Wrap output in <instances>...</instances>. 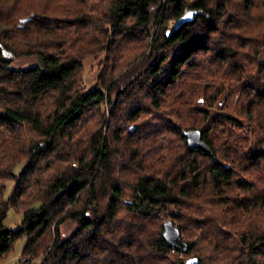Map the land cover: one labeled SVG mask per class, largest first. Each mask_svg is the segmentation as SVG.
<instances>
[{
    "label": "trees",
    "instance_id": "obj_1",
    "mask_svg": "<svg viewBox=\"0 0 264 264\" xmlns=\"http://www.w3.org/2000/svg\"><path fill=\"white\" fill-rule=\"evenodd\" d=\"M263 54L264 0H0V264H264Z\"/></svg>",
    "mask_w": 264,
    "mask_h": 264
},
{
    "label": "rangeland",
    "instance_id": "obj_2",
    "mask_svg": "<svg viewBox=\"0 0 264 264\" xmlns=\"http://www.w3.org/2000/svg\"><path fill=\"white\" fill-rule=\"evenodd\" d=\"M103 57V55H100L98 58H89L83 61L84 88L86 91H89L96 85L98 75L100 73L99 63L103 59ZM260 60L264 61V54L260 57ZM12 61V66L15 68H27L40 64V61L37 57L15 58ZM200 102L203 103L204 100H200ZM21 167L22 165L17 168V173L20 171ZM14 188L15 183L8 184L6 198L10 197L13 194ZM22 219V214L16 213L13 209H10L4 223L8 228L16 230L21 225ZM75 229L76 224L73 221H66L61 226L62 238H68ZM25 245L26 240L20 241L4 264H17L21 260Z\"/></svg>",
    "mask_w": 264,
    "mask_h": 264
},
{
    "label": "water",
    "instance_id": "obj_3",
    "mask_svg": "<svg viewBox=\"0 0 264 264\" xmlns=\"http://www.w3.org/2000/svg\"><path fill=\"white\" fill-rule=\"evenodd\" d=\"M193 15L186 14L181 19L178 20L175 27L179 28L185 23L191 21ZM27 22V20L22 21V23ZM188 144L192 149H200L204 153L211 155L212 151L209 146L202 140V134L199 130H192L186 133ZM163 237L170 248L176 249L181 253H186L188 250L187 244L183 241L180 230L175 226L172 221H167L164 224ZM187 264H198L197 258H190Z\"/></svg>",
    "mask_w": 264,
    "mask_h": 264
},
{
    "label": "snow or ice",
    "instance_id": "obj_4",
    "mask_svg": "<svg viewBox=\"0 0 264 264\" xmlns=\"http://www.w3.org/2000/svg\"><path fill=\"white\" fill-rule=\"evenodd\" d=\"M189 15H191V13H189Z\"/></svg>",
    "mask_w": 264,
    "mask_h": 264
}]
</instances>
